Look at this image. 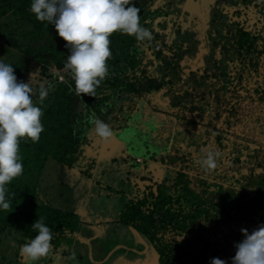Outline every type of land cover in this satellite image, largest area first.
<instances>
[{
  "label": "rangeland",
  "instance_id": "1",
  "mask_svg": "<svg viewBox=\"0 0 264 264\" xmlns=\"http://www.w3.org/2000/svg\"><path fill=\"white\" fill-rule=\"evenodd\" d=\"M174 2L176 4V0ZM152 12L160 13L156 9ZM155 16L154 26L157 28L156 24L164 20V16ZM151 17L148 16L146 20L150 21ZM227 17L228 15L223 16V18ZM170 25L171 23H168L167 30H169ZM241 28L242 25H239L238 31L231 39V44L227 45L231 48L233 56L240 45L245 43V39H249L246 35V28H243V31H241ZM230 36L231 34H229V37L227 36L228 39ZM245 51L244 48L243 52ZM249 53L254 55V52ZM161 58L164 57H160L158 60H161ZM128 66L127 63H124L120 69H117L114 64L108 63L109 75L96 89V97L86 94L77 96L75 82L73 78H70L71 71L67 67H65V70H57V72H62L60 80L64 76V82H57L55 95H58L61 91L69 92L70 87L72 94L68 93L66 104H70V99L74 100V103H72V116L74 117L75 113L81 111L82 116L84 115L87 120L86 125L82 122L84 125L82 128L86 130L85 132L88 133L89 138L84 141L83 146L86 148L85 157L92 160L90 164L94 166L91 175L95 177L97 174L102 182L112 184V186H109L110 188L103 186L102 192L109 193L111 196L107 195L108 198L103 197L100 200L101 203L105 205L104 202L110 199L111 201L106 204L114 206L115 202L112 201L114 198L119 202L121 201V203L124 200L126 202L124 206L121 205L124 209L121 213L122 221H118L121 206L120 208L115 206L117 211L107 215L104 209L105 206H94L96 205V190L90 186L89 181L85 179L83 174H81L82 176L77 174L81 171L79 167L67 169L65 166L59 165L58 162L51 160L44 169L39 200L41 203H44L42 202L44 200L46 202L55 201L53 213L55 215L56 212H60L62 215H59V220L56 221V225L58 224L57 229L52 230L54 234L51 243L57 248L62 247L64 251H70L71 254L67 257L62 256L59 261H57V257L56 263H54V260L48 263L158 264L159 262V264H177V261L181 259L180 255L185 251L186 264H208L209 259L207 258L197 260L194 259L195 255L191 256V254L200 253L199 248H202V244L198 239L202 235L213 234L212 228L217 231L221 224L232 226L241 219L246 221L256 219L257 222L260 221L264 224V182L261 179L264 177V172L252 169V173L240 177L238 173L229 176V173L223 171V176L229 180L227 185L204 186L206 181H203L202 177L206 174L212 175L211 173L205 170L203 172L199 168L196 172H202L203 174L189 175L183 166L189 162L197 163V158L201 156L199 152L192 150V140H185V145H183V148H179L178 151H176L175 146L172 151L169 150L171 141H169L168 146L165 143L164 149L160 145L158 148H153L150 144L151 136L145 133V130H141V125L136 128L139 131V137H136V139L139 141L142 150L126 149L124 134L129 128L135 127L139 120L137 112L139 106L133 94L137 93L140 88L136 82L139 79L135 77L136 72L131 71ZM35 74L37 73L32 75L25 73L23 78L29 80L32 76V79L35 80ZM111 78L117 81L116 85L113 84ZM123 81L125 82L123 83ZM118 83H122L123 86L118 88ZM118 89L120 96L118 95ZM146 90L148 89L144 91ZM125 91L126 95L123 97ZM156 99L162 103L161 107L164 108L162 99L159 96ZM56 101L58 104L62 102L65 105L63 98ZM92 105H94V108ZM104 109H107L106 113ZM92 114L99 115L97 118L112 128L114 135L110 141L104 142L97 136L94 125L88 119ZM186 115L184 113L180 118ZM128 133L131 135L133 131ZM47 134L49 133H41L45 137ZM48 136L53 135L50 133ZM50 142L52 141L47 139L49 145ZM123 149L126 152L120 154ZM167 154L171 157H179V161L176 159L167 161V156H165ZM30 159L35 161L33 165H36V159L34 157ZM229 164H232V162ZM100 166L103 167L98 171ZM232 166L241 171L236 162ZM34 169H36V166ZM220 170V168L217 169V171ZM164 173H172L171 180H175L172 183L173 185L168 186V182L161 181ZM144 174L146 176L150 174V177L146 178ZM84 175L87 176V173L85 172ZM212 178L208 177L210 181L213 180ZM234 180H237L240 185L231 186L234 185ZM259 182L262 186L259 185ZM65 186L73 187L65 188ZM84 186L85 190L82 191ZM158 186H160L159 191ZM222 187L225 188L222 194L224 198L220 200L217 190H221ZM231 187L236 188L235 193L231 192ZM239 188L240 190L237 192ZM44 191L45 193H43ZM204 191L208 195L211 191V196L204 199ZM61 193L63 197L59 196ZM71 207L76 208L79 215H81V212L82 214L87 212L85 220L81 221V227L67 224L73 217L78 222L84 219L72 212ZM171 228L178 231L176 237H174L178 241L169 238L167 235ZM223 228V226L219 228L218 235H224ZM68 230L77 231V237L74 241L64 233ZM165 233L166 236L163 239L162 236ZM181 236L182 238L179 239ZM73 237H75V234ZM216 242L211 239L207 244L214 245ZM207 246L208 249L213 247ZM223 248L225 250L229 249L228 246H220L219 248L215 247V250L219 254ZM73 253L75 254L74 257ZM52 258L54 257L52 256ZM183 259L180 262L184 264ZM35 264H42V261Z\"/></svg>",
  "mask_w": 264,
  "mask_h": 264
},
{
  "label": "trees",
  "instance_id": "2",
  "mask_svg": "<svg viewBox=\"0 0 264 264\" xmlns=\"http://www.w3.org/2000/svg\"><path fill=\"white\" fill-rule=\"evenodd\" d=\"M152 2L153 0H132V3L140 9L139 15L141 25L150 30V23L146 19L148 16H153L152 14L154 13L146 12V8L152 4ZM31 3L32 0H0V59H4L5 63L11 64L13 66L18 81L27 82L32 87L33 101L43 110V116L41 118L42 124L44 126L43 133L46 134V132H48L53 136H48L49 134H47L46 137H48L46 138L45 136L40 135L39 141L35 143L30 139H22L20 141V155L22 157L24 171L20 176L13 179L6 186V198L10 202V207L7 210L0 208V264H27V261L20 255L19 249L22 244L26 243L29 239L34 238L38 234V230H35L31 227V225L37 219L43 217L45 225L48 226L51 231L57 229L58 224L56 225V221L59 220V215L62 214L60 212H56L54 215L53 211L55 210V201L53 200L54 202H46L45 200L43 201L44 203H41L39 199H37L38 190L40 192L41 186L43 185L44 169L51 160L58 162L59 165L61 164L67 169H73L74 167H79L81 169V171H79L77 174L80 176L83 174L89 183H93L92 188L97 192L95 197L96 205L94 206L103 205L100 200H102L103 197L108 198L110 195L108 194L107 196L105 192H102L104 188L103 186H106L107 188L112 186L110 183L106 184L102 182L97 174L95 176L96 178L92 177L91 175L94 166L90 164L92 160H89L85 157L86 148L83 146L84 141H87V138H89L87 135L88 133L85 132L86 130L82 128V126L86 125V117L84 115L82 116L81 111L75 113L74 117L72 116V103H74V100L70 99V104H66L68 93L70 92L72 94L71 88L68 86L69 92L66 93V91H61V93L55 95L58 86L57 82H64V76L61 80L59 78V73L62 74V72H57V70H65L67 58L70 55V49L66 46V42L58 36L54 25L49 24L47 21L42 22L36 19L35 14L30 11ZM215 17L219 18L218 16ZM212 18L211 22H216L217 26L219 27L220 25L217 23V20L214 18L212 20ZM223 25H227L226 20H223ZM219 30L220 32L218 34L223 37V33L221 34L222 27H220ZM152 34L154 39L159 37L156 32H152ZM154 39L152 41H154ZM205 39L210 45L211 51H216L218 40L216 39L215 35L209 34L205 37ZM110 40L112 56L108 60V63L114 64L117 69H120L124 63H127L131 71L136 72L135 77L139 78L136 82L139 84L140 88L138 89L137 93L133 94L138 106L140 107H137L139 120L135 127L129 128L124 134L125 148L133 150L136 149L137 151L142 150L139 141L136 139V137H139V131L136 130V128L137 126L141 125V130H145V133H148L151 136V147L158 148L160 145L162 149H164V146H166L165 143L168 146L169 141H171L169 150L172 151V142H174L173 137H175V135H177V137L180 136L179 130L171 129V127H169V123L173 122V120H168L169 110H163L161 107L162 103L159 102L156 97L159 96L162 99V102L169 101L171 94H164L163 85L168 86L167 90L171 93L172 84L175 82L174 79H166L164 74L151 77L153 73L146 74V69L144 67H139L138 55H140V52H142L144 55V48L146 47L150 50L151 43H153L152 41L139 42L134 36H129L120 32L114 33L110 37ZM147 44H149L150 47H148ZM152 49L157 58L164 57L162 46H153ZM194 54L195 48L193 44L186 46V49L182 53L174 54L177 55L179 59L177 60L176 64L171 62L165 64L166 73L168 76L171 75L172 77L176 78V80H179L183 75L187 77L185 81L180 84L181 89H186V87L190 86L197 94H202L205 92L207 93L210 87L207 81L209 74L206 73L205 80H203V82H199L201 78H204V75L200 74L202 72H200L199 69L202 68L208 70L212 58L208 57L203 61L195 63V61H192ZM164 59L165 58H161L160 65H162V67H160L158 71L164 69ZM196 66L199 67L197 68ZM137 70H140L141 73H137ZM25 73H29L30 75L37 73L34 75L36 79L33 80L31 76L29 80H25V77L23 78ZM198 75L200 76L198 77ZM70 78H73L72 75ZM111 79L113 80V78ZM116 82V80H113L114 85H116ZM124 82L125 81H123V83ZM117 85L118 88L123 86L122 83H118ZM42 86L47 88L48 96L45 98L43 104H40L39 91ZM223 87L224 85L221 86V88ZM145 89L148 90L144 91ZM118 95L120 96V91ZM125 95L126 91L123 97ZM203 97L204 96H201L199 98L201 99ZM213 97L217 99L216 93L213 95ZM62 98L63 102H65V105L62 102L58 104L56 101ZM92 106L94 108V105ZM105 111L107 112V109H104V112ZM249 125L250 124H248V126H243L241 129L243 136L241 137H239L240 133L238 134L232 129L231 131H226V133L230 135L229 139L237 140L238 142L242 143V145L245 144L243 147L245 155L241 161L239 159L237 162L241 171L238 169L234 170V174L238 173L240 177L242 175L252 173V169H255L256 171L259 170V172L262 171V167L259 169L256 164H254L255 162H252L251 165H247V162L256 160V157H260L262 160H264V134H261ZM130 131H133V134L130 135V133H128ZM47 139L52 141L50 142V145L47 143ZM124 151L126 152V150L123 149L120 154H122ZM221 153L222 155L217 161V167L212 172V174L215 173V177H219L223 172L222 170L217 171L218 167L220 169L223 167L224 169L225 166H231L235 163L232 162V164H229V157L225 151H222ZM250 155H254L255 157L248 159ZM165 156H167V161L170 159H179V157H171L168 154ZM31 157L36 159V165H33L35 161L31 160ZM220 163L225 166L221 165ZM35 166L36 169L33 170ZM102 167L103 166H100L98 171H100ZM192 170L187 173L189 174ZM85 172L87 173V176L84 175ZM161 174L163 176L162 172ZM195 174L200 175L203 173L199 172L198 174L197 172L189 175ZM206 176L210 177V174H206ZM147 177H150V174L146 176V178ZM171 177L172 173H164V177L161 181H164V183L168 182V186L170 184L173 185L172 183L175 182V180H171ZM215 177L212 178L213 180L208 182L209 184L207 183V186H225L229 181L226 177L224 179H216V181H214ZM259 177L261 178V176ZM261 179L264 182V177ZM233 182L235 183L232 186H238V184L240 185L237 180H234ZM165 186L167 185L165 184ZM159 187L160 186L157 187L158 191ZM65 188H69V186H65ZM231 188V192L235 193L236 188ZM224 190V187H222L221 190H217L220 200L224 198L222 197ZM139 192L142 193L141 191ZM43 193H45V191ZM59 196L63 197V194L61 193ZM210 196L211 191L209 195L206 191H204V199L206 197L209 198ZM109 201L111 200L109 199ZM109 201L104 202L105 205H103L105 206L104 209L107 215L117 211L115 205L109 206L106 204ZM112 201H114L115 204L118 203L116 198L112 199ZM125 202L126 201L124 200L123 204ZM122 206L121 210L123 211L124 209ZM118 207L120 208V206ZM75 214L79 215L78 212ZM84 220L85 217L78 222V220L73 217L72 220L70 219L67 222V224L70 223L71 226H79L82 223L81 221ZM260 225H262V223H258L256 219H250L247 221L241 219L235 222V224L232 226L221 224L218 227V230L221 226L224 227L223 230L225 233L223 236L222 234L218 235L219 231H216V229L212 228L211 230L213 234L202 235L198 239L202 244V248H199L200 253L198 252L199 254H191V256L195 255L194 259L197 260L207 258L209 259L208 264H210L212 258H220L224 260L226 264H233L232 258L235 256L237 251L236 244L244 239V234L241 232V229H247L250 234ZM177 232L178 231L175 228H171L167 235L169 238L175 240L174 237H176ZM64 233L66 236H69V238L71 237L70 239L74 238V230H68ZM166 233L165 235L163 234V239L164 236H166ZM65 238L67 239L68 237ZM211 239L217 242L214 243V245L211 243L207 244V242H209ZM207 245L213 247L208 249ZM220 246H228L229 249L225 250L223 248L218 254L215 250V247L219 248ZM54 248H56V246H53V251ZM53 251L51 255L47 257L49 259L43 258L39 261H42V264H44V262L45 264H49L52 260V256L54 255ZM204 251L208 256L204 253ZM66 255L68 256V254ZM180 258H184V264H186L187 256L185 251H183L182 255H180ZM181 259L177 261V264H183L180 262Z\"/></svg>",
  "mask_w": 264,
  "mask_h": 264
},
{
  "label": "flooded vegetation",
  "instance_id": "3",
  "mask_svg": "<svg viewBox=\"0 0 264 264\" xmlns=\"http://www.w3.org/2000/svg\"><path fill=\"white\" fill-rule=\"evenodd\" d=\"M155 9L160 13L152 12ZM146 12L154 13L149 21L150 28L151 32H156L159 37L152 41L151 47L147 44L150 50L144 48V55L140 52L139 67H144L146 74L153 73L151 77L164 74L166 79L171 78L175 81L171 93L167 90L168 86L163 85L164 94H171V98L169 101H164L162 109L169 110L168 120H173L169 123V127L178 129L180 134L179 137L177 135L173 137L176 142H172V147L175 146L178 150L183 148L185 140H192V150L201 155V149L211 148L220 152L225 151L229 162L237 163L239 159L241 161L245 155L243 149L245 144L229 139L230 135L226 131L232 129L240 133L239 137H241L243 126L250 124V127L264 134V0H176V4L174 0H153L146 8ZM155 15L164 16V20L156 24L157 28L154 26ZM224 15L228 17L223 18ZM212 17L217 20L219 27L216 22H211ZM223 20L227 21L226 27L223 25ZM168 23H171L169 30H167ZM239 25H242L241 31L246 28L249 39H245V43L240 45L233 56L231 48L227 45L231 44V39L238 31ZM220 27L224 39L218 34ZM209 34L215 35L218 40L216 51H211L205 39ZM229 34L231 36L228 39ZM190 44L195 48L193 62L198 63L205 58H212L208 70L199 69L202 72L199 73L204 75L199 82L205 80L206 73L209 74L207 79L210 86L209 93L197 94L190 86L181 89L180 84L187 77L183 75L176 80L166 73L165 64L168 62L176 64L179 57L174 54L182 53ZM153 46L163 47L165 59L164 69L161 71H158L162 65L153 52ZM244 48L245 52H243ZM249 52H254V55ZM137 73H141L140 70H137ZM215 93L217 99L213 97ZM201 96L204 97L200 99ZM184 113L188 116L180 118ZM254 157L250 155L248 159ZM254 162L259 169L262 167L264 172V160L256 157ZM251 164L252 161L247 162V165ZM183 166L187 172L193 169L189 174L197 173L196 170L199 168L205 172L198 163L189 162ZM231 169L235 168L231 165L225 166L223 170ZM207 172L210 173L212 170ZM210 177L215 176L210 175ZM224 178L222 174L215 177V179ZM202 180L206 181L204 186L210 182L206 176H203Z\"/></svg>",
  "mask_w": 264,
  "mask_h": 264
},
{
  "label": "clouds",
  "instance_id": "4",
  "mask_svg": "<svg viewBox=\"0 0 264 264\" xmlns=\"http://www.w3.org/2000/svg\"><path fill=\"white\" fill-rule=\"evenodd\" d=\"M30 11L37 20L54 25L58 36L70 49L66 67L72 73L77 96L96 97V89L109 75L110 37L114 33L134 36L139 42L154 39L151 30L141 25L140 9L132 0H32ZM32 93L29 83L18 81L13 66L0 59V208L4 210L10 207L6 186L24 171L20 141L38 142L44 131L43 110L34 103ZM47 96L48 90L42 86L40 104ZM88 119L102 141L112 139L114 132L107 123L95 114ZM201 152L197 163L205 171L214 170L222 153L211 148L201 149ZM31 227L38 230V234L19 249L27 264H35L53 251V233L45 225L44 218L37 219ZM241 232L244 239L236 244L233 264H264V224L250 234L245 228ZM210 264L226 262L212 258Z\"/></svg>",
  "mask_w": 264,
  "mask_h": 264
},
{
  "label": "crops",
  "instance_id": "5",
  "mask_svg": "<svg viewBox=\"0 0 264 264\" xmlns=\"http://www.w3.org/2000/svg\"><path fill=\"white\" fill-rule=\"evenodd\" d=\"M221 165H223V164H221ZM224 166V165H223ZM222 171H226L227 173H229V176H231L232 174H234V170L235 169H231V170H223V169H221ZM212 172H213V170H212ZM212 172H210L211 174H212ZM79 174H81V173H79ZM215 174V173H214ZM213 175V174H212ZM93 185V183L91 184L90 183V186H92ZM73 186H69V188H72ZM85 190V186L82 188V191H84ZM39 191H38V196H37V199H39L40 198V196H39ZM96 194H97V192H96ZM107 195L109 194V193H106ZM109 196H111V195H109ZM113 197V196H112ZM40 201V200H39ZM45 201V200H44ZM43 202V201H42ZM121 204L122 205H124L123 204V202L121 203V201L119 202V200H118V203L117 204H115V206H121ZM71 211L72 212H78L77 211V209L76 208H72L71 207ZM116 211V210H115ZM123 211L121 210L120 211V213H122ZM119 213V216L120 217H118V220H122V218H121V214ZM79 214V213H78ZM86 214H87V212H85L84 214H82V212H81V215H80V217H85L86 216ZM78 226V225H77ZM80 227H81V224L79 225ZM77 235V231H75V237L73 238V241H74V239L77 237L76 236ZM54 255H53V257L54 258H52V260H54V263H56L57 261H59L60 260V258L62 257V256H66L67 257V255L66 254H68V255H70L71 254V252L70 251H64L63 250V248L62 247H56V248H54ZM72 256V255H71ZM57 257H58V260L56 261V259H57Z\"/></svg>",
  "mask_w": 264,
  "mask_h": 264
},
{
  "label": "water",
  "instance_id": "6",
  "mask_svg": "<svg viewBox=\"0 0 264 264\" xmlns=\"http://www.w3.org/2000/svg\"><path fill=\"white\" fill-rule=\"evenodd\" d=\"M159 264V263H158Z\"/></svg>",
  "mask_w": 264,
  "mask_h": 264
}]
</instances>
